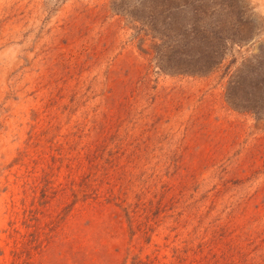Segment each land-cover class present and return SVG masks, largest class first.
I'll use <instances>...</instances> for the list:
<instances>
[{"label": "rangeland", "instance_id": "1", "mask_svg": "<svg viewBox=\"0 0 264 264\" xmlns=\"http://www.w3.org/2000/svg\"><path fill=\"white\" fill-rule=\"evenodd\" d=\"M0 264H264V0H0Z\"/></svg>", "mask_w": 264, "mask_h": 264}]
</instances>
